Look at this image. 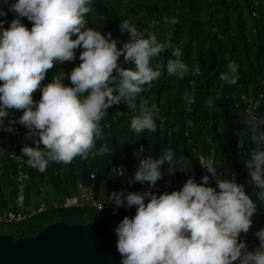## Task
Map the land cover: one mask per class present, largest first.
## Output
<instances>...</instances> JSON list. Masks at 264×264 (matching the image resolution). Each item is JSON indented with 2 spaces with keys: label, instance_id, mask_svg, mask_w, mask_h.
I'll return each mask as SVG.
<instances>
[{
  "label": "clouds",
  "instance_id": "obj_1",
  "mask_svg": "<svg viewBox=\"0 0 264 264\" xmlns=\"http://www.w3.org/2000/svg\"><path fill=\"white\" fill-rule=\"evenodd\" d=\"M93 2L0 0V17H6L9 12L13 18L11 22L0 19V124H4L9 111L13 116L12 123L0 126V133L3 128L13 132L23 125L27 129L25 139L38 137L35 147L24 145L20 154L27 157L28 166L41 173L50 163L67 165L78 156L83 159H88L89 154L104 156L109 151L107 145L96 151V142L103 137L101 122L107 110L121 101L133 111L130 131L140 135L157 130L158 109L140 94L161 78L162 65L153 61L164 52L165 45L156 35L125 19L120 27L128 33L129 41L118 48V41L110 32L102 34L87 25L85 17L92 11ZM4 5L8 6L7 11ZM26 18L32 24L30 30ZM164 22L175 25L179 21L166 18ZM73 36L77 38L72 39ZM81 47L78 66L70 73L59 72L50 83L41 86L48 70L56 63L73 62ZM171 55L174 58L166 63L168 75L180 78L188 73L201 75L199 64L189 67L183 61L181 48H174ZM121 56L124 63L135 67L125 69L118 63ZM238 72L239 66L231 62L220 79L235 84ZM65 79L71 86L65 84ZM38 89L42 96L36 101L33 94ZM194 96L191 89L186 96L188 110L194 103L189 104V99L194 100ZM242 98L248 103L245 113L250 118L247 127L251 131L250 135L241 134L239 148L243 150L249 139L256 145L244 164L249 183L259 189L258 200L264 201V119L254 112L262 105L264 95L260 94L256 100L244 95ZM216 99L209 97L205 106L213 109ZM10 109L22 110L23 115L16 120ZM136 109H139L137 114ZM252 111L256 116H250ZM143 150L141 147L140 151ZM202 158H211L214 164V157L198 158L202 174L203 167L211 174V177L203 174L202 183L189 178L180 190L170 193L122 190L108 195L116 210L136 208L134 217L126 216L114 229L120 264H235L236 261L264 264V229L255 233L259 240L256 248L251 247L253 243L246 237H241L252 226L256 202L244 185H238L234 178L223 179L211 163L202 164ZM165 165L169 166L170 174L184 171L187 166L183 160L176 159L173 150L165 149L155 158L142 156L131 181L156 188L163 179ZM18 167L22 170V166ZM210 178L215 180V187L208 186ZM247 245L254 251H248Z\"/></svg>",
  "mask_w": 264,
  "mask_h": 264
},
{
  "label": "trees",
  "instance_id": "obj_2",
  "mask_svg": "<svg viewBox=\"0 0 264 264\" xmlns=\"http://www.w3.org/2000/svg\"><path fill=\"white\" fill-rule=\"evenodd\" d=\"M7 7L4 5L5 11ZM166 18H177L179 22L166 25ZM0 19L13 20L9 12ZM85 19L89 27L97 28L102 34L110 32L118 41V48L129 41L128 33L122 32L120 27V22L125 19L156 35L164 43V52L153 61L162 65L161 78L150 89L145 86L147 90L140 94L149 101V105L154 104L158 109L157 130L140 135L130 131L133 111L121 101L107 110V116L101 122L103 137L96 142V151L107 145L109 151L104 156L89 154L88 159L78 156L67 165L50 163L41 173L28 166L27 157L21 156L23 146L35 147L34 141L38 137L25 139L27 129L23 125L13 132L3 128L0 133V208L3 214L18 211L14 205L19 193L18 166H22L24 172V213L29 215L43 204L47 210L23 222H0V236L8 234L14 239L32 237L46 225L60 221L69 225L92 223L115 229L126 216L134 217L136 208L98 211L89 202L90 198L111 204L108 195L112 192L150 190L154 194H162L180 190L189 178L202 183L204 176L198 158L213 156V166L222 178H234L238 185H244L257 204L252 226L241 237L253 243L251 247H258L255 233L264 229V201L258 200L256 193L259 189L249 183L244 164L256 145L249 139L241 150L239 142L241 134L250 135L251 131L247 127L250 118L245 113L248 103L242 96L256 100L260 94L264 95V0H94L92 11ZM25 20L30 30L32 24L27 18ZM8 26L6 23L5 28ZM176 47L181 48L182 59L189 67L194 64L201 66V75L188 73L180 78L167 74L166 63L169 58H174L171 53ZM82 51V47L76 51L77 58L73 62L56 63L48 70L41 86L50 83L59 72L70 73L80 63L78 57ZM231 62L239 66L235 84L220 79ZM118 63L125 69L135 67L132 63H124L123 56ZM64 82L71 86L68 79ZM191 89L195 96L188 110L186 96ZM41 96L39 89L33 94L36 101ZM209 97H218L211 110L205 106ZM10 110L16 120L23 115L22 110ZM254 112L264 119V99ZM43 147L41 144V150ZM141 147L143 151H140ZM169 148L176 159L187 165L184 171L176 170L170 174L169 166L165 165L162 168L163 179L151 189L147 184L131 181L142 156L155 158ZM16 149L20 150L24 164L14 157ZM240 170L244 173L241 174ZM210 180L208 186L215 187V180ZM33 197L37 200L34 206L31 205ZM72 199L79 200V206L64 207Z\"/></svg>",
  "mask_w": 264,
  "mask_h": 264
},
{
  "label": "water",
  "instance_id": "obj_3",
  "mask_svg": "<svg viewBox=\"0 0 264 264\" xmlns=\"http://www.w3.org/2000/svg\"><path fill=\"white\" fill-rule=\"evenodd\" d=\"M117 239L114 229L55 222L32 237L0 236V264H120Z\"/></svg>",
  "mask_w": 264,
  "mask_h": 264
},
{
  "label": "built area",
  "instance_id": "obj_4",
  "mask_svg": "<svg viewBox=\"0 0 264 264\" xmlns=\"http://www.w3.org/2000/svg\"><path fill=\"white\" fill-rule=\"evenodd\" d=\"M10 13L15 14L13 12H10ZM22 22L25 24L24 19L22 20ZM193 101H194L193 98H190L189 104L193 103ZM138 111H139V109H136L135 113L137 114ZM248 113H249V109H248ZM250 116H256V115L252 111ZM7 122H9V123L13 122V116H12V113L10 111H9V116L6 117L4 120V124H6ZM4 124H0V126H2ZM14 157L18 160V162L20 164L23 162L22 158L20 157V152L17 149L15 150ZM144 157H148V156H144ZM201 163L202 164L211 163L213 165V160L211 158L210 159L202 158ZM241 172H243V171H241ZM120 174H121V171H120ZM203 174H204V176L208 175L209 177H211V174L207 171V169L205 167H203ZM23 177H24L23 171L20 170L19 176H18L19 193H18L16 202H15V205L18 208V211H10L8 213L3 214V218L0 219V222H3V223L23 222V221H26L27 219H29L30 217H32L33 215H35L37 213L45 212L47 210L46 205L43 204L35 212H32L29 215L24 213V208H25V204H26V196L24 194V186L22 185ZM89 202H91V205L98 211H106V210L116 209L114 204H104V203L98 202L92 198L89 199ZM241 240H243L247 244V241L244 238H242ZM247 248H248V251H254L252 248L248 247V245H247Z\"/></svg>",
  "mask_w": 264,
  "mask_h": 264
},
{
  "label": "rangeland",
  "instance_id": "obj_5",
  "mask_svg": "<svg viewBox=\"0 0 264 264\" xmlns=\"http://www.w3.org/2000/svg\"><path fill=\"white\" fill-rule=\"evenodd\" d=\"M35 197H33L32 199H31V205L32 206H34L35 204H36V201L37 200H35L34 199ZM83 199H84V201L86 202V197L84 196L83 197ZM85 202H83V203H85ZM79 204H80V202H79V200H77V199H72V200H68L66 203H65V205H64V207H69V206H79ZM42 206V205H41ZM55 206H56V204H55ZM47 207V206H46ZM37 209V208H36ZM3 218V211L1 210V208H0V219H2Z\"/></svg>",
  "mask_w": 264,
  "mask_h": 264
}]
</instances>
